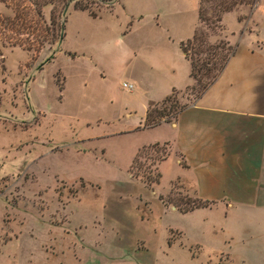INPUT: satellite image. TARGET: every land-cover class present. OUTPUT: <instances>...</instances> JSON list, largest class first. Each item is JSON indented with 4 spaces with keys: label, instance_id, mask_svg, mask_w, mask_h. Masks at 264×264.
I'll return each instance as SVG.
<instances>
[{
    "label": "rangeland",
    "instance_id": "374dc122",
    "mask_svg": "<svg viewBox=\"0 0 264 264\" xmlns=\"http://www.w3.org/2000/svg\"><path fill=\"white\" fill-rule=\"evenodd\" d=\"M244 1L221 28L199 23V0H116L96 18L70 3L61 41L38 55L0 47V264H219L229 247L241 253L217 212L159 200L195 199L167 144L137 153L163 137L143 127L149 100L187 81L180 42L199 29L232 45L239 23L264 40V0ZM155 168L158 186L146 185Z\"/></svg>",
    "mask_w": 264,
    "mask_h": 264
},
{
    "label": "crops",
    "instance_id": "0c3cea01",
    "mask_svg": "<svg viewBox=\"0 0 264 264\" xmlns=\"http://www.w3.org/2000/svg\"><path fill=\"white\" fill-rule=\"evenodd\" d=\"M241 29L230 37L236 51L217 80L174 121L152 127L163 137L147 146H169L189 194L210 203L191 212H217L222 240L242 242L241 253L229 247L219 264H264V40L261 27ZM174 82L149 102L193 83L189 74L182 87Z\"/></svg>",
    "mask_w": 264,
    "mask_h": 264
},
{
    "label": "trees",
    "instance_id": "16d2710c",
    "mask_svg": "<svg viewBox=\"0 0 264 264\" xmlns=\"http://www.w3.org/2000/svg\"><path fill=\"white\" fill-rule=\"evenodd\" d=\"M116 0H0L10 11L0 13V47H19L30 54L38 55L46 45L50 46L60 39L62 32V17L66 14V8L70 3L73 9L86 11L89 16L98 17V10L102 6L112 5ZM208 3L203 8L202 4ZM244 0H199L198 20L199 23L211 28H221L222 17L225 13L233 11ZM50 6L49 21H46L44 9ZM241 19L239 18L238 21ZM180 49L184 58L189 62V76L193 83L187 89L192 90L195 99L202 94L217 80L228 61L235 54V47L225 39L215 42L208 40V35L197 29L190 39L180 42ZM0 56L2 52L0 49ZM52 59V58H50ZM177 90L172 89L163 100L149 102L145 117L144 128H152L161 122H172L178 114L189 104H180L177 98ZM155 143L139 149V154L146 148H158ZM166 156L160 159L165 160ZM135 159L132 165L135 163ZM156 170L153 180L150 177L141 176L146 185L158 184L160 173ZM139 176V175H137ZM159 199L166 205L175 206L180 212L188 213L195 209L208 207L207 201L200 199H186L185 206L170 203L160 196Z\"/></svg>",
    "mask_w": 264,
    "mask_h": 264
},
{
    "label": "built area",
    "instance_id": "2783aa9c",
    "mask_svg": "<svg viewBox=\"0 0 264 264\" xmlns=\"http://www.w3.org/2000/svg\"><path fill=\"white\" fill-rule=\"evenodd\" d=\"M123 88H126L127 90H132L133 85L131 83H123Z\"/></svg>",
    "mask_w": 264,
    "mask_h": 264
},
{
    "label": "water",
    "instance_id": "95a60500",
    "mask_svg": "<svg viewBox=\"0 0 264 264\" xmlns=\"http://www.w3.org/2000/svg\"><path fill=\"white\" fill-rule=\"evenodd\" d=\"M67 9H68V6H67L66 10H67ZM63 30H64V24H62V32H61V35H60V41L62 40Z\"/></svg>",
    "mask_w": 264,
    "mask_h": 264
}]
</instances>
